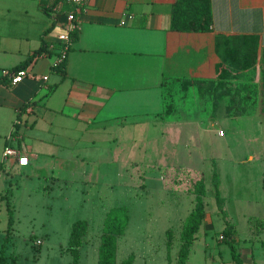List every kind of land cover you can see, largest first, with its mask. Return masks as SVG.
I'll use <instances>...</instances> for the list:
<instances>
[{"label":"rangeland","instance_id":"obj_1","mask_svg":"<svg viewBox=\"0 0 264 264\" xmlns=\"http://www.w3.org/2000/svg\"><path fill=\"white\" fill-rule=\"evenodd\" d=\"M213 52L207 71L194 77L201 86L191 91L165 82L163 111L172 103L165 117L172 122L56 139L68 143L62 167L57 147L26 137V149L34 145L46 158L29 170L10 163L0 168V251L9 199L15 223L6 254L18 255L17 264H73L68 246L78 220L88 222L79 264H100L107 215L123 206L129 221L118 237V262L134 254V264H168L172 228L174 264L183 222L196 202L192 188L204 177L206 215L187 264H233L221 238L229 222L245 264H264V50L221 38ZM215 169L227 218L214 195Z\"/></svg>","mask_w":264,"mask_h":264},{"label":"crops","instance_id":"obj_2","mask_svg":"<svg viewBox=\"0 0 264 264\" xmlns=\"http://www.w3.org/2000/svg\"><path fill=\"white\" fill-rule=\"evenodd\" d=\"M174 1L87 0L62 71L52 66L51 46L59 41L65 15L46 12L44 0H0V163L18 119L15 142L21 139L18 145L30 162L3 164L29 170L45 160L34 145L26 149L29 137L57 147L62 167L68 143L56 139L73 141L86 132L163 121L155 115L164 109V82L204 74L221 38L264 50V0H211L213 28L203 33L171 28ZM44 45L51 52L27 66L34 76L13 85L5 71Z\"/></svg>","mask_w":264,"mask_h":264},{"label":"trees","instance_id":"obj_3","mask_svg":"<svg viewBox=\"0 0 264 264\" xmlns=\"http://www.w3.org/2000/svg\"><path fill=\"white\" fill-rule=\"evenodd\" d=\"M68 8L66 5L60 3V0H44V9L46 12H50L54 9ZM171 28L175 31L180 32H209L213 28V14L211 0H175L172 7V17H171ZM77 38V32L74 34V39ZM44 52H51L49 45H44L40 49L34 52V54L29 57L25 62L20 65L7 70L6 74H14L22 69L27 68L29 62L39 54ZM64 62L60 65L58 69L64 70ZM170 81V80H166ZM165 81V82H166ZM174 81V80H172ZM171 81V82H172ZM164 82V84H165ZM176 82L180 83L182 89L189 90L192 87L201 86L200 80L195 78H177ZM170 103L166 106L165 111L159 113L161 118H165L167 115L173 112V106ZM27 106V105H26ZM20 122L14 124V130L12 134L14 136L19 135ZM22 141L19 138L18 144ZM4 164L2 163L0 168ZM215 169L213 175V183L215 187V198L219 210L223 213L224 218H227V213L225 210V201L222 196L220 189V184L218 181V174ZM193 193L196 195V202L194 208L188 214L183 222L182 229L179 235L180 245L178 249V254L176 257V262L174 264H187L191 252L192 245L194 244L197 233L203 224L206 215V203L204 200L207 194L206 181L204 177H201L192 188ZM8 197V196H7ZM7 209L9 212L8 227L6 230V235L3 239L0 251V264H17L18 255L6 254V249L11 240L13 234V226L15 223L13 208L10 204V200H7ZM129 215L126 207H116L113 208L107 215L103 233L101 234V241L99 245V263L100 264H134L135 256L134 254L129 255L122 262L117 260L118 251V237L125 233L126 227L128 225ZM228 222V221H226ZM88 231V222L86 220H78L73 224L71 236L69 240L68 251L73 255V264H79L80 262V249L83 244V237ZM223 232L224 242L230 245L233 264H245L242 257L241 251L235 246V229L234 225L230 222L226 224ZM175 240V231L172 228L167 230V259L168 264L172 263V248ZM248 264V263H247ZM249 264H257L255 260H252Z\"/></svg>","mask_w":264,"mask_h":264},{"label":"built area","instance_id":"obj_4","mask_svg":"<svg viewBox=\"0 0 264 264\" xmlns=\"http://www.w3.org/2000/svg\"><path fill=\"white\" fill-rule=\"evenodd\" d=\"M60 3L66 5L68 8H57L51 12L57 14H64L66 21L63 24V32L59 35V41L53 44L51 47L56 51V58L52 64L54 68H59L61 64L66 62L72 44L74 42V34L78 32L79 28V15L86 10L87 0H60ZM124 23V21H123ZM41 56H47L48 53L44 52ZM8 73V71H5ZM11 77V83L17 84L22 81L26 76H34L28 71L27 68L22 69L16 73L9 75ZM44 80L48 79V75L43 76ZM16 122H20L18 119ZM13 134L10 136L9 143L5 146L3 151V163H6L10 159H17V163L20 166H27L30 162L29 156L19 147L18 141L15 142ZM223 238V235L221 236Z\"/></svg>","mask_w":264,"mask_h":264}]
</instances>
